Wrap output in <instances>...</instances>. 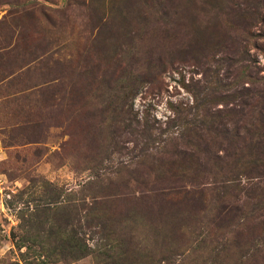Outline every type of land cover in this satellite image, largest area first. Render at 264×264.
I'll return each instance as SVG.
<instances>
[{"label": "rangeland", "instance_id": "374dc122", "mask_svg": "<svg viewBox=\"0 0 264 264\" xmlns=\"http://www.w3.org/2000/svg\"><path fill=\"white\" fill-rule=\"evenodd\" d=\"M117 1L122 13L106 8L99 23L94 0H0V264L20 260L12 234L18 206L9 202L30 180L76 191L90 180L98 155L117 163L138 154L141 125L156 139L152 157L163 155V148L173 151V145L182 149L170 119L198 94L215 98L211 111L231 107L240 65L257 80L255 88H264L260 23L246 29L251 38L240 40L221 23V39L196 51L189 47L186 0ZM199 18L209 33L212 13L205 9ZM118 27L125 30L115 34ZM232 36L236 39L227 40ZM241 81L249 87L248 80ZM213 210L197 211L186 229L188 215L166 228L144 224L137 230L139 247L158 252L161 239L155 244L156 238L182 235L165 247L183 245L195 252L199 238L214 229L208 223ZM155 220L164 223L166 216ZM240 239L237 250L247 240L244 234ZM57 264H93V259Z\"/></svg>", "mask_w": 264, "mask_h": 264}, {"label": "trees", "instance_id": "16d2710c", "mask_svg": "<svg viewBox=\"0 0 264 264\" xmlns=\"http://www.w3.org/2000/svg\"><path fill=\"white\" fill-rule=\"evenodd\" d=\"M94 4L99 23L106 17V8L122 13L117 0H94ZM205 9L215 20L209 33L199 18ZM185 10L189 47L196 51L221 39L217 31L221 23L239 40L253 36L246 29L258 23L264 27V0H186ZM124 30L118 27L115 34ZM238 71L231 107L224 104L225 110L211 111L208 105L215 98L198 94L176 120L170 119L182 149L173 145V151L163 148V155L152 157L156 139L141 125L138 154L117 163L98 155L90 180L76 191L45 179L30 180L9 202L18 206V224L12 233L20 251L16 264L70 263L88 256L93 264H264V88H255L257 80L246 65ZM242 78L249 87H244L247 82ZM220 87L215 88L218 93ZM201 204L203 209L196 207ZM209 206L214 214L208 223L214 229L199 238L195 252L183 245L175 250L165 247L182 235L156 238L155 244L161 239L158 252L139 247L137 230L142 225L166 228L176 217L188 215L182 225L186 229L197 211ZM162 216H166L164 223L155 220ZM243 234L247 240L237 250Z\"/></svg>", "mask_w": 264, "mask_h": 264}]
</instances>
